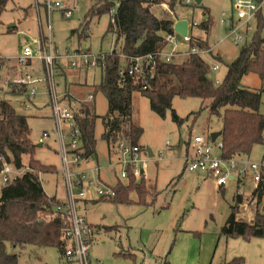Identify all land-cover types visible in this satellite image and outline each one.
<instances>
[{
  "label": "rangeland",
  "instance_id": "374dc122",
  "mask_svg": "<svg viewBox=\"0 0 264 264\" xmlns=\"http://www.w3.org/2000/svg\"><path fill=\"white\" fill-rule=\"evenodd\" d=\"M47 1L9 0L0 15V98L9 101L17 113L27 116L29 137L34 145L33 157L43 164L54 166L56 170L53 174H39L42 187L47 195L64 202L67 192L56 127L50 117L51 94L43 82L35 84L36 90L30 100L26 94H11L6 79L10 81L20 69L15 58L24 45L34 50L38 39L41 36L47 37L49 33L52 45L60 56L66 50L73 53L77 49L105 54V82L114 81L113 73L124 69L126 60L119 53L121 39L115 43L114 35L105 32L109 13L86 15L93 0H49L50 30L47 27ZM184 1L174 0V15L184 16L189 22L188 35L191 33L206 37L212 54L216 57L205 53L204 59L209 65L218 66V70L212 72V77L221 81L226 65L238 55L243 43L250 41L259 13L262 15L259 33L264 37V5L257 10L255 18L245 22L236 17V9L232 7L231 0H200L199 4L195 0H190L189 4ZM55 2H63L69 6L72 9L70 15L63 16L54 7ZM166 10L168 11L166 7L160 5L153 7L157 16L163 15ZM205 20L209 22L207 33L197 26ZM175 37L177 50L187 52L188 42L177 33ZM238 38L244 41L238 42ZM170 49L171 44L167 43L163 52L168 53ZM33 54L27 71L33 77L41 78L44 75L42 60L35 52ZM184 57L185 55H179L173 60L179 61ZM56 63L63 71L55 77L56 97L61 106L67 105L61 99L64 87L73 98L84 100L87 94H93L92 86L101 81V70L97 67L72 69L62 57H57ZM242 82L248 87L264 88V76L259 77L255 73L243 76ZM200 104V99L196 97L173 96L171 107L183 119L178 124L172 119L170 111L164 117H159L150 109L146 97L138 92L132 94V120L142 128L138 144L142 149L148 148L152 152L151 156H141L148 161L144 169L146 183L149 187L154 185L156 190L153 203L147 206L137 202L138 196L134 191L129 193L128 203L115 204L109 200H97L99 194L96 187L105 192L119 180V170L122 167L119 159L122 155L117 147L116 152L108 153L107 145L101 139L100 118L95 119L94 154L81 159L79 165H74L71 170L72 175L83 172L85 179L92 183L85 189L83 198L76 200L77 212L85 216L94 227L88 249L92 260L102 264H185V259L189 261L194 257L193 264H222L223 261L241 257L240 264H264V237L246 239L218 236L229 213L233 195L236 191L244 197L249 195L254 182L248 177L239 183L236 179H228L219 189L214 179L206 176L205 172L189 171L185 167L188 139L194 134L209 136L221 128L220 118L209 116L204 109L193 119V113L199 109ZM91 105L97 116L105 113L106 100L99 90L93 94ZM259 111L264 113V91ZM43 132L48 134L43 137ZM62 134L67 159L72 161V150L80 142L75 137L72 148L69 145V129H63ZM40 137L41 142L38 140ZM219 142V137L211 142L216 156L220 155V148L214 147ZM22 159L25 167L28 155H23ZM241 159L264 166V143L255 144L250 153ZM24 167L19 171L11 167L10 177L22 172ZM96 167H100L101 182L97 181L95 171L91 170ZM126 180L120 179L121 182ZM2 184L0 175V187ZM78 191L73 187V194L77 195ZM147 201H151V198L147 197ZM255 204L254 200H243L238 216L251 218ZM10 250L17 253V264H60L57 247L27 245ZM125 253L132 256L124 255Z\"/></svg>",
  "mask_w": 264,
  "mask_h": 264
},
{
  "label": "trees",
  "instance_id": "16d2710c",
  "mask_svg": "<svg viewBox=\"0 0 264 264\" xmlns=\"http://www.w3.org/2000/svg\"><path fill=\"white\" fill-rule=\"evenodd\" d=\"M8 1L0 0V15ZM158 5L166 7L168 11L157 16L153 7ZM105 12L109 13L105 32L114 35L115 43L121 39L119 53L125 57L126 66L131 57L150 55L151 58L146 59L142 74L126 72L121 82L117 80L116 72L113 73V82L103 81L107 67H100L101 81L92 86V91L94 94L99 90L106 100V111L101 116L95 114L91 101L75 99L64 90L62 99L73 111L80 142L73 152L80 159L94 154L93 127L97 117L102 126L101 139L106 143L108 153L116 152L120 141L144 150L138 144L142 128L132 120L134 92L146 97L150 109L159 117H164L170 111L172 119L178 124L183 119L172 109V97L199 98L201 104L193 113V119L203 109L209 116L220 118L221 128L217 137L223 158L246 156L255 144L264 143V113L259 111L264 88L248 87L241 83L242 77L249 73L264 76V37L259 33L262 20L260 13L256 16V28L250 41L243 43L238 55L226 65L222 80L216 84L211 65L198 53L191 52V48L208 50L207 55L214 57L206 37L189 33L187 54L182 60L174 61L172 58L167 62L158 55L167 44L165 35L173 32L176 18L174 0H93L86 15L99 16ZM197 26L207 33L209 22L205 20ZM148 66L152 67L151 70ZM59 69L58 75L63 73L60 65ZM7 83L11 94L27 95L23 85L13 84L9 80ZM29 134L27 116L17 113L9 101L0 98V175L4 163L19 171L24 167L23 155H28L24 170L10 177L0 187V264H17L18 255L10 248L21 249L27 245L57 247L61 258L63 234L69 227L67 216L55 211L56 205L63 201L47 195L39 178V174L56 173L55 167L33 157L34 145ZM191 138L186 143V151ZM127 170L126 182H121L119 178L110 187L112 194L100 195L97 200L128 203L129 193L134 191L138 196L137 202L145 206L152 204L156 195L154 185L149 187L145 177L136 178L129 167ZM147 197L151 201H147ZM246 199L256 203L251 220L238 216L239 206ZM219 236L246 239L264 237V171L249 195L244 197L239 191L233 195ZM124 255L132 256L128 253ZM241 262V257H238L223 264Z\"/></svg>",
  "mask_w": 264,
  "mask_h": 264
},
{
  "label": "built area",
  "instance_id": "2783aa9c",
  "mask_svg": "<svg viewBox=\"0 0 264 264\" xmlns=\"http://www.w3.org/2000/svg\"><path fill=\"white\" fill-rule=\"evenodd\" d=\"M185 3H190V0H185ZM118 2L116 3V6ZM231 5L236 9V17L239 20H245L248 22L255 17V14L261 5H264V0H231ZM54 7L58 8L62 15L68 17L71 13V8L63 2H55ZM47 8V27L50 30L48 14L50 9L49 0L46 2ZM114 9L111 10L113 12ZM190 26V24H189ZM176 32L165 35V41L171 44V49L168 53L161 50L158 55L164 61H171L174 55L178 54L176 48L177 41L175 37ZM189 35L183 36L182 39L188 42ZM238 42L243 41L242 38L237 39ZM42 60L44 75L41 78L33 77L28 71L27 66L30 64L33 53ZM191 52L198 53L202 57L208 51L197 48H191ZM187 54V52H185ZM57 57L66 59L68 65L72 69L81 68H100L105 66L106 55L99 53L93 54L84 50L77 49L73 53H69L67 50L63 55H58L56 48L53 47L50 35L47 37L41 36L37 41V46L33 50L27 45H24L19 55L16 56L17 65H19V71L15 76L11 78V82L16 85H23L26 88L27 98L34 95L36 87L35 84L43 82L47 86L49 93L51 94L50 102V117L55 123L57 139L59 141L62 171L67 192L66 201L56 205L55 211L63 213L69 220V227L63 234L64 249L61 254L60 264H102L96 260H92L89 256V244L92 239L94 227L85 219V217L77 212L76 200L82 199L85 189L92 184L91 181L86 180L83 172L72 175L71 170L74 165H79L81 160L73 151L74 159L68 161L66 156V145L63 143V129H69V136L71 141L69 145L73 148L75 145L74 138L77 137V128L73 118V111L71 108L61 106L59 99L56 97V84L55 77L59 74V65L56 63ZM125 58V57H124ZM151 56L131 57L129 59V65L124 69L116 71L117 80L123 81L124 76L127 74H142L144 71V65L146 59H150ZM211 71L214 72L218 69L216 64H210ZM151 70V66H148ZM8 82V79H6ZM217 84L219 81L214 79ZM145 88V86H143ZM62 99V98H61ZM87 101L93 100V94L89 93ZM48 133L43 132V137ZM42 138H39L41 142ZM211 138L202 134H194L191 138L188 150L185 152L184 163L185 167L189 171H201L205 172L207 176L214 179L216 187H222L228 179H236L238 182L244 181L247 177L251 179L254 184L259 181L264 166L253 162L243 161L241 156L223 158L221 155L216 156L213 153V147L211 146ZM221 143L217 146L220 148ZM79 147V146H78ZM77 147V148H78ZM119 153L122 155L121 164L122 167L119 170V178L125 179L128 175L127 168L129 167L134 177L139 178L144 176V169L148 165L146 158L141 157L147 155V151L141 150L138 146H131L124 141H120L117 145ZM11 166L7 163L3 164L1 176L2 181L6 182L10 179L9 173L11 172ZM97 168H95L96 170ZM19 172H17L18 174ZM77 188L78 194L75 195L72 189ZM97 193L100 195L109 196L112 194L111 188L103 192L96 187Z\"/></svg>",
  "mask_w": 264,
  "mask_h": 264
},
{
  "label": "water",
  "instance_id": "95a60500",
  "mask_svg": "<svg viewBox=\"0 0 264 264\" xmlns=\"http://www.w3.org/2000/svg\"><path fill=\"white\" fill-rule=\"evenodd\" d=\"M200 0H195L196 3H199ZM173 31L177 34L186 36L188 34V21L186 19H177L173 23ZM220 132H215L210 134L211 141H213L217 136H219ZM146 151L149 156L152 155L151 151L146 148Z\"/></svg>",
  "mask_w": 264,
  "mask_h": 264
},
{
  "label": "crops",
  "instance_id": "0c3cea01",
  "mask_svg": "<svg viewBox=\"0 0 264 264\" xmlns=\"http://www.w3.org/2000/svg\"><path fill=\"white\" fill-rule=\"evenodd\" d=\"M175 20H177V19H185L184 18V16H181V15H179V16H177L176 14H175ZM13 27H15V26H13ZM188 29H189V22H188ZM244 41V40H243ZM179 55H186L185 54V52H181V51H178V54H176V55H174V57H176V56H179ZM173 57V58H174ZM59 65V64H58ZM81 69H91V68H81ZM100 69V68H99ZM104 69H105V66H104ZM60 70V69H59ZM101 70V69H100ZM218 70V69H217ZM242 84H243V82H242ZM243 85H245V84H243ZM246 86V85H245ZM64 90H66V91H68V89L67 88H65L64 87ZM69 92V91H68ZM63 94V93H62ZM87 96H88V94H87ZM87 96H86V98H87ZM86 98L84 99V101H87L86 100ZM91 101H93V100H91ZM39 140V139H38ZM39 145H40V143H39ZM152 153V152H151ZM148 154V153H147ZM121 160V158L119 159V161ZM97 169L95 170V169H91V170H93V171H95V173H96V179H97V181L98 182H101L102 180L100 179V167H96ZM89 176V175H88ZM207 176V175H206ZM90 177V176H89ZM199 178H201V177H199ZM237 183H238V181H237ZM115 184V182L113 183V185ZM111 187V186H110ZM237 187H238V185H237ZM219 189H221L220 187H219ZM218 189V190H219ZM250 211L248 210V212L247 213H249ZM251 214H253V212L251 213ZM85 217V216H84ZM240 217V216H239ZM240 218H242V217H240ZM252 218V217H251ZM251 218L249 217V219H246V220H251ZM85 219H86V217H85ZM244 219V218H243ZM87 220V219H86ZM91 224V223H90ZM92 225V224H91ZM93 226V225H92ZM219 236V235H218ZM193 261H194V257H191L190 258V260L188 261V260H186L185 259V264H193ZM183 263H184V261H183ZM223 263H224V261H223ZM222 263V264H223ZM196 264H203V263H201V262H197Z\"/></svg>",
  "mask_w": 264,
  "mask_h": 264
}]
</instances>
